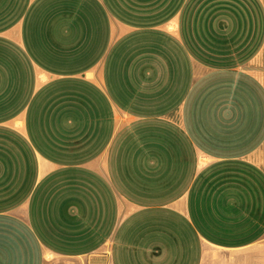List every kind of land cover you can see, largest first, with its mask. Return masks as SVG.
<instances>
[{
  "label": "crops",
  "instance_id": "0c3cea01",
  "mask_svg": "<svg viewBox=\"0 0 264 264\" xmlns=\"http://www.w3.org/2000/svg\"><path fill=\"white\" fill-rule=\"evenodd\" d=\"M0 264H264V0H0Z\"/></svg>",
  "mask_w": 264,
  "mask_h": 264
}]
</instances>
